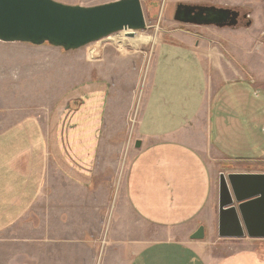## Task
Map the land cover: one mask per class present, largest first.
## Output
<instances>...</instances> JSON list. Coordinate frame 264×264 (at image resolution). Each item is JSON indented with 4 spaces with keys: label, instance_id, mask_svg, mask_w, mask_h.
Here are the masks:
<instances>
[{
    "label": "crops",
    "instance_id": "1",
    "mask_svg": "<svg viewBox=\"0 0 264 264\" xmlns=\"http://www.w3.org/2000/svg\"><path fill=\"white\" fill-rule=\"evenodd\" d=\"M171 34L179 35L159 42L140 98L124 83L118 89L100 67L98 78L75 86L54 113L22 116L4 81L9 112L0 122V233L38 211L36 264L46 260L43 250L37 255L43 244L55 253L45 255L49 262L70 244L67 264H94V255L80 248L91 231L105 228L122 233L123 240L110 243L129 250L123 264H264L263 221L256 237L244 228L239 238L218 233L220 175H264V42L254 47L249 38L233 39L227 59L197 33ZM17 103L25 111L27 102ZM127 134L133 153L128 147L107 225L110 194L104 177L96 181L100 154L107 136ZM117 161L108 166L118 168ZM200 227L203 238L192 239ZM76 228L83 232L74 237ZM24 260L2 257L0 264Z\"/></svg>",
    "mask_w": 264,
    "mask_h": 264
},
{
    "label": "rangeland",
    "instance_id": "2",
    "mask_svg": "<svg viewBox=\"0 0 264 264\" xmlns=\"http://www.w3.org/2000/svg\"><path fill=\"white\" fill-rule=\"evenodd\" d=\"M54 1L66 5L92 7L117 0ZM178 4L237 9L240 12L247 13L248 19L252 23L249 27H244L246 21L241 19L234 28L182 24L173 19ZM141 7L145 19V29L134 32L133 38L127 37L126 32L122 31L90 43L78 50L67 52L47 44L31 46L0 42V122L5 117L4 114L9 112L4 110L5 103L2 101V92L5 90L4 86L6 85L4 81L7 80L9 81L7 83L12 84L11 97L16 99V104L13 107H15L17 113H21L22 116L31 112L44 115L50 114L52 110V113H54V110L67 104V99L75 86L87 79L98 78L100 67L105 70L108 69L107 74L109 75L104 78H110L118 89L124 83L127 90L134 89V96L137 95L140 98L144 94L145 81L159 42L167 39V37L175 39L179 34H171L174 31L190 38L199 34L207 42L217 44L227 59L233 57L231 54L232 47L229 46L230 41L233 39L249 38L254 47L262 46L261 43L264 42V24L261 25L260 23L261 20H264V0H141ZM165 32H169V35ZM104 51L106 54L108 52L106 58L103 57ZM126 85L128 86L126 87ZM22 100L27 102L24 105L25 111L20 108L23 105L17 103ZM32 100L36 102L34 103ZM135 110L136 107L134 112ZM129 137V134H127V137L121 135L115 138L107 136L105 143L103 142L105 146L100 154L101 161H99L100 167L96 181L104 177L105 183L99 182V184L102 183L105 191L107 189L108 196L110 194L111 206L106 215L107 225L112 222V212L116 204L117 193L120 192L119 183L123 181L124 173L129 164L130 153L128 154V147H131L129 152L134 148L132 142L129 141ZM123 143L126 147L119 151ZM110 159L118 160V168L108 166ZM113 163L111 161V164ZM104 164L106 167H103ZM120 175L123 176L121 181L119 180ZM35 212L31 211L25 219L15 225L13 230L0 233V259L3 257L7 260L10 257L24 255L27 261L26 264H36L33 261L35 260V245L40 243L38 240L42 233H38L39 230L35 231L41 222L38 211ZM126 215L129 216L128 213ZM95 217H92L90 224L94 223ZM127 218L125 216L126 220L129 219ZM76 229L78 230L74 231V237L83 232H81V228ZM101 231H91V234L87 236L89 243L85 241L86 246L80 248V252L94 255L91 256L95 261L94 264H123L124 261L129 260L130 252L127 248L112 247L110 243V240L120 236L123 240L122 233H113L106 228ZM49 233L45 232L44 234ZM157 234L154 231V235ZM141 236L139 235V238ZM44 239L47 238L44 236ZM71 247L72 245L68 244L65 250L63 248L59 249L58 259L55 256V262H49V258L45 255H51L53 250L51 248L47 249L43 244L38 248L37 255L41 256L43 250L47 261L41 259L39 263L67 264L70 262L68 255Z\"/></svg>",
    "mask_w": 264,
    "mask_h": 264
},
{
    "label": "water",
    "instance_id": "3",
    "mask_svg": "<svg viewBox=\"0 0 264 264\" xmlns=\"http://www.w3.org/2000/svg\"><path fill=\"white\" fill-rule=\"evenodd\" d=\"M240 15L237 9L178 4L173 19L182 24L217 28H234L242 19L246 21L244 27H249L247 13ZM143 29L141 0H117L92 7L54 0H0L2 43L47 44L67 52L122 31L133 38L134 32ZM218 209L220 237H243V228L250 237L259 235L257 222H264V175H220ZM191 238L202 239L203 228Z\"/></svg>",
    "mask_w": 264,
    "mask_h": 264
},
{
    "label": "flooded vegetation",
    "instance_id": "4",
    "mask_svg": "<svg viewBox=\"0 0 264 264\" xmlns=\"http://www.w3.org/2000/svg\"><path fill=\"white\" fill-rule=\"evenodd\" d=\"M239 12H240V11H239ZM240 14H241L240 16H242L244 13H243V12H240Z\"/></svg>",
    "mask_w": 264,
    "mask_h": 264
}]
</instances>
